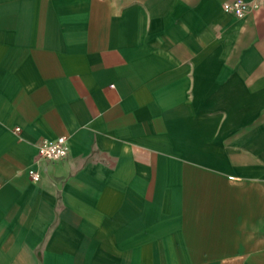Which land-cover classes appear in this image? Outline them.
<instances>
[{
  "label": "crops",
  "instance_id": "obj_1",
  "mask_svg": "<svg viewBox=\"0 0 264 264\" xmlns=\"http://www.w3.org/2000/svg\"><path fill=\"white\" fill-rule=\"evenodd\" d=\"M224 1L0 0V264H264V0Z\"/></svg>",
  "mask_w": 264,
  "mask_h": 264
},
{
  "label": "built area",
  "instance_id": "obj_2",
  "mask_svg": "<svg viewBox=\"0 0 264 264\" xmlns=\"http://www.w3.org/2000/svg\"><path fill=\"white\" fill-rule=\"evenodd\" d=\"M252 0H227L222 3L225 13L244 17L252 7ZM18 127H16V130ZM68 153L66 137L57 136L52 139H43L37 144V158L55 162L64 158ZM28 177L35 181L40 177V171L35 167L27 170Z\"/></svg>",
  "mask_w": 264,
  "mask_h": 264
}]
</instances>
